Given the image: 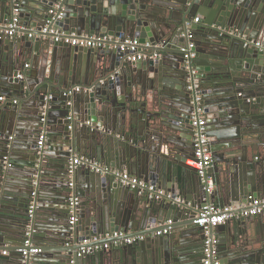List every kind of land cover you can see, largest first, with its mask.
<instances>
[{
	"label": "water",
	"instance_id": "water-1",
	"mask_svg": "<svg viewBox=\"0 0 264 264\" xmlns=\"http://www.w3.org/2000/svg\"><path fill=\"white\" fill-rule=\"evenodd\" d=\"M55 2L0 0L2 30L14 8L23 26L13 37L0 33V250L16 255L0 257V264H20L17 248L31 221L32 242L41 247L30 258L34 264H203L205 230L195 220L206 200L238 205L264 196V49L244 44H264V0H64L57 8L58 32L137 38L159 54L144 60L38 36ZM188 42L195 57L185 60ZM190 71L201 86L213 158L207 175L215 187L208 195L185 165L193 156ZM75 85L93 87L62 95ZM41 129L47 140L39 155ZM254 151L262 152L255 158ZM74 154L155 183L184 202L138 194L79 166L71 179L81 210L69 224L66 163ZM32 191L38 207L30 218ZM167 221L170 233L156 235ZM231 222L208 232L216 240L213 257L219 264H264V213ZM112 232L143 238L78 255L83 240Z\"/></svg>",
	"mask_w": 264,
	"mask_h": 264
},
{
	"label": "built area",
	"instance_id": "built-area-1",
	"mask_svg": "<svg viewBox=\"0 0 264 264\" xmlns=\"http://www.w3.org/2000/svg\"><path fill=\"white\" fill-rule=\"evenodd\" d=\"M64 0H56L51 8L48 9V20L45 26L40 31V35L50 34L51 40L56 43H62L71 46L85 47V48H96V49H118L120 51H128L132 60L156 59L159 57L157 52H151V44L144 43L141 44L137 38H126L120 40L118 38H113L107 34L105 35H77L75 33L58 32L52 27L53 23L60 18V13L57 14L56 10L59 5ZM199 18H194L195 22H198ZM3 24L0 22V33L2 32L8 37H13L16 35L17 30H22L23 26L20 25V18L18 15V10L14 8V14L8 23L5 25L6 29H3ZM237 35L244 37L241 33H236ZM28 38H33L35 35L33 33L27 34ZM245 45H253L257 48L264 49V44L259 40H245ZM194 47L193 42H188L187 47L184 49L186 54L184 55L185 60L194 58L195 52L191 51ZM28 63L25 67H28ZM196 72L190 71V76L187 78L186 89L190 92L192 99L191 104H193V109L190 113L189 126L192 130V140H193V156L188 157L185 160V164L196 171V174L201 178L204 183L205 195L212 193L215 184L211 176L207 175L208 169L212 166L213 158L210 149V138L207 133L206 119L203 113V107L200 104V91L201 86L199 80L194 76ZM113 77V76H111ZM103 82V80H101ZM92 87H85L81 85L72 86L62 92L63 96L71 95L73 93H78L82 91H92ZM52 95H47L46 99L49 100ZM0 101H5L4 96H0ZM15 102V101H14ZM47 108L43 107L41 121H45ZM71 116H67L70 119ZM11 140L12 137H9ZM47 140V132L45 129H41L38 134L36 146L38 147V154H42V149L45 147V142ZM4 162L7 163L8 156L3 157ZM87 167L94 172L100 173L103 176H109L115 182L135 189L138 194H145L148 197H165L167 199H172L174 202L182 203L184 198L180 195L172 196L171 192L160 189L155 183L145 181L137 176H133L128 172L109 167L100 161L92 158L85 157L83 155L74 154L68 160L67 172L68 176L72 177L74 170L79 167ZM35 183V181H34ZM69 194H68V222L69 224L74 223L77 220L79 212L81 210V200L74 191V182L69 180ZM37 193L36 191L31 192L30 200L28 203V214L31 218L34 210L38 207ZM264 213V196L251 197L248 201L238 205H223L219 206L214 202L207 201L201 206L196 216L195 223L201 226L205 230V240L203 243V254L202 259L203 264H219L218 261L213 257V250L216 244V240L208 236L210 229L223 224L229 218L237 217H250L261 215ZM31 221V220H30ZM29 221V222H30ZM172 223L167 221L164 226L156 231V235H165L170 233L172 230ZM32 224L26 225L25 238L22 245L17 248V251L21 254L19 260L20 264H32L30 258L36 253L41 251V248L35 246L32 242L33 234ZM143 238L142 235L134 234L128 235L123 232H112L105 235H96L90 239H85L80 243V249L78 255L92 254L100 250H109L112 247H118L123 244H130L135 239ZM9 251L7 249L0 250V255L6 256Z\"/></svg>",
	"mask_w": 264,
	"mask_h": 264
},
{
	"label": "crops",
	"instance_id": "crops-1",
	"mask_svg": "<svg viewBox=\"0 0 264 264\" xmlns=\"http://www.w3.org/2000/svg\"><path fill=\"white\" fill-rule=\"evenodd\" d=\"M196 17H198L199 18V20H198V22L201 20V18L199 17V16H196ZM195 17V18H196ZM193 21H194V18H193ZM195 22V21H194ZM198 22H195V23H198ZM15 36V35H14ZM28 64H30L29 63V61H26ZM149 108V107H148ZM262 151H254V156H255V158H257L256 156H258V154L259 153H261ZM81 155V154H80ZM85 157H88V156H85ZM88 158H92V157H88ZM92 159H95V160H97V161H100L101 163H103L101 160H99V159H97V158H92ZM9 161V162H8ZM8 161H7V163H5L4 162V159H2V163L4 164V167H7L6 169H8V168H10L11 166H12V163H10L11 162V160H9V158H8ZM67 164H68V161H67V163H66V166H67ZM104 164V163H103ZM186 165V164H185ZM120 170V169H119ZM122 171H124V170H122ZM125 172H127V171H125ZM129 173V172H128ZM131 175H133L132 173H130ZM74 176V175H73ZM73 176L71 177H69V178H73ZM133 176H136V175H133ZM76 177V176H75ZM74 177V178H75ZM109 177V176H108ZM73 182H74V180L73 179H71ZM114 182H115V180H114ZM168 184H169V186H172L174 183L172 182V183H170V181L168 182ZM75 186H76V183L74 182V191L76 192V189H75ZM157 187H158V185H156ZM159 188V187H158ZM169 188V187H168ZM161 189V188H160ZM80 190V189H79ZM67 194H68V191H67ZM77 196H78V194H77ZM79 197V196H78ZM80 198V197H79ZM218 205V204H217ZM228 205V204H227ZM66 217L68 218L69 217V214H68V210H66ZM251 217V216H250ZM233 219H235V218H229V219H227L223 224H226V223H228L227 225H231V221L233 220ZM252 219V218H251ZM32 223V226L34 227V222L33 221H31ZM223 224H221V225H223ZM221 225H219V226H221ZM36 227V226H35ZM36 230L34 229L33 230V235H32V239L33 240H35V242H36V237H34L35 236V234H36ZM134 233H137V232H134ZM35 246H37L38 247V245H35ZM5 248V247H4ZM39 248H41L40 246H39ZM117 247H112V248H110V249H116ZM10 255L11 256H13V257H16V255H14V254H11V253H8V255H6V256H2V255H0V257H10ZM12 259V258H11ZM14 260H16V258H13ZM32 264H34V263H32Z\"/></svg>",
	"mask_w": 264,
	"mask_h": 264
},
{
	"label": "flooded vegetation",
	"instance_id": "flooded-vegetation-1",
	"mask_svg": "<svg viewBox=\"0 0 264 264\" xmlns=\"http://www.w3.org/2000/svg\"><path fill=\"white\" fill-rule=\"evenodd\" d=\"M186 83H187V81H186Z\"/></svg>",
	"mask_w": 264,
	"mask_h": 264
}]
</instances>
